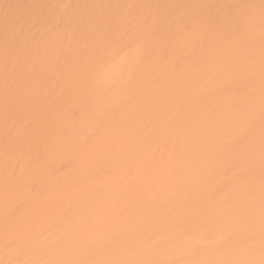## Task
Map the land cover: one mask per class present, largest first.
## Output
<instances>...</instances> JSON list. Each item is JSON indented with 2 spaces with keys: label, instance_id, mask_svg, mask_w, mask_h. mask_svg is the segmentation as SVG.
<instances>
[{
  "label": "bare ground",
  "instance_id": "6f19581e",
  "mask_svg": "<svg viewBox=\"0 0 264 264\" xmlns=\"http://www.w3.org/2000/svg\"><path fill=\"white\" fill-rule=\"evenodd\" d=\"M0 264H264V0H0Z\"/></svg>",
  "mask_w": 264,
  "mask_h": 264
}]
</instances>
